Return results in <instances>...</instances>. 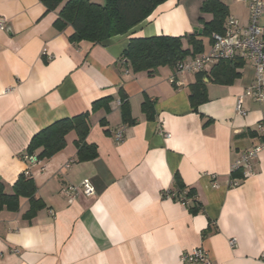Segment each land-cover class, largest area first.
Instances as JSON below:
<instances>
[{"label": "crops", "instance_id": "crops-1", "mask_svg": "<svg viewBox=\"0 0 264 264\" xmlns=\"http://www.w3.org/2000/svg\"><path fill=\"white\" fill-rule=\"evenodd\" d=\"M204 1L168 0L130 33L92 46L69 43L71 28L58 31L57 12H46L39 0H0V186L11 193L28 172L44 205L30 221L23 217L27 199L20 198L16 212L0 211V264H184L179 257L199 247L212 264H264V150L251 175L231 172L238 154L264 144L257 130L264 104L244 96L251 65L244 63L229 84L204 78L207 101L194 111L188 92L197 73L175 76L171 84L174 68L133 73L121 60L132 37L201 35L200 16L212 19L200 14ZM218 1L227 18L248 23L244 0ZM260 25L264 29V13ZM201 41L204 53L210 37ZM121 97L132 124L121 116ZM105 98L109 110L92 111ZM239 98L245 116L235 111ZM145 100L153 104L152 119L142 112ZM84 113L90 123L85 143L95 147L96 158L79 160L71 131L50 159H25L38 132ZM121 127L123 139L116 142ZM175 176L195 192V204L165 195L175 189ZM232 179L239 185L230 187ZM84 180L95 194L70 202L64 189Z\"/></svg>", "mask_w": 264, "mask_h": 264}, {"label": "trees", "instance_id": "trees-1", "mask_svg": "<svg viewBox=\"0 0 264 264\" xmlns=\"http://www.w3.org/2000/svg\"><path fill=\"white\" fill-rule=\"evenodd\" d=\"M166 1L168 0H104L102 4H99L90 0H39L46 12H57L53 25L58 31L62 32L67 27L71 28L67 38L69 43L86 42L92 46L103 44L112 37L130 33L135 26L146 20L156 7ZM199 11L201 15L212 16L208 22L200 16L198 21L202 24L201 35L192 33L182 37L163 35L132 37L122 52L123 64L133 73L145 72L153 75L160 67L175 68L187 56L201 53L203 51L201 38L210 37L214 32H223L228 10L218 0H205ZM184 40L188 48L183 47ZM243 66L244 62L239 59L219 61L212 67L210 73H197L195 83L189 87L190 107L196 111L200 104L207 101L204 78L217 84H229L239 76L238 71ZM109 100L105 98L94 102L92 111L101 107H105L108 111ZM120 101L122 118L132 124L127 101L124 97H121ZM141 109L148 119L153 118V104L149 100L142 103ZM89 128V113L56 121L32 137L27 153L35 157L37 161L50 159L65 147L66 135L74 131L77 137L75 143L79 160H93L96 158V149L85 143ZM37 150L40 152L35 155ZM169 192L175 193V200L184 195L195 204V192L192 189H186L178 176H175V189ZM20 198L28 200L29 208L23 216L28 221L44 207L42 201L36 197L34 181L21 175L12 186L11 193H6L0 186V211L3 209L10 212L18 211ZM188 210L197 211L195 207H189Z\"/></svg>", "mask_w": 264, "mask_h": 264}, {"label": "built area", "instance_id": "built-area-1", "mask_svg": "<svg viewBox=\"0 0 264 264\" xmlns=\"http://www.w3.org/2000/svg\"><path fill=\"white\" fill-rule=\"evenodd\" d=\"M248 5L249 18L248 23L242 26L234 17H228L224 24L222 33L214 32L210 35V45L206 52L201 53L191 60H184L178 63L174 68V74L170 78L171 84H176L175 76L194 74L202 72L208 63L219 61H232L239 59L244 63L251 65L253 69V81L246 88L244 96L257 104H264V29L260 25V17L264 13V3L261 0H244ZM0 30H4V22L0 19ZM120 105V102H118ZM242 98L237 99L235 111L240 116H245L246 111L242 107ZM257 130L264 136V125H258ZM124 135V128L121 127L114 132L113 138L116 142H121ZM264 150V144H260L250 150L238 154L231 166V172L241 171L242 177L253 173V161L261 151ZM26 160L35 163L36 158L26 156ZM66 167H69L67 164ZM29 176L28 172L25 174ZM230 187L239 185L237 180H230ZM213 188L218 185L212 183ZM68 200L74 201L80 194L91 197L95 194L93 187L88 180L82 181L78 186L69 185L64 189ZM167 197L175 199V193L169 191L165 193ZM178 201L183 205L189 204L191 199L184 195L179 196ZM234 241H230L233 245ZM179 261L184 264H212L208 252L204 248H195L189 252L183 253Z\"/></svg>", "mask_w": 264, "mask_h": 264}, {"label": "rangeland", "instance_id": "rangeland-1", "mask_svg": "<svg viewBox=\"0 0 264 264\" xmlns=\"http://www.w3.org/2000/svg\"><path fill=\"white\" fill-rule=\"evenodd\" d=\"M91 1H94L95 3H100V4L104 2V0H91Z\"/></svg>", "mask_w": 264, "mask_h": 264}]
</instances>
